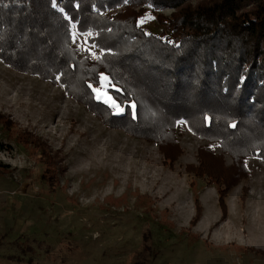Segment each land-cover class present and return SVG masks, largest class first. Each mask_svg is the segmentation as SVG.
<instances>
[{
    "label": "rangeland",
    "instance_id": "374dc122",
    "mask_svg": "<svg viewBox=\"0 0 264 264\" xmlns=\"http://www.w3.org/2000/svg\"><path fill=\"white\" fill-rule=\"evenodd\" d=\"M172 12L157 11L150 22L156 13ZM72 45L79 58L101 55L74 26ZM108 81L100 77L92 89L96 99L94 89H100L98 100L117 114ZM0 115L11 122L9 130L0 127V264H130L141 250L137 221L155 227L159 254L153 264H264L258 253H264V161L244 160L249 175L226 194L221 219L223 183L187 171L199 165L198 148L209 145L181 122V154L169 163L156 144L106 126L61 85L1 61ZM36 144L45 148L49 165L38 161ZM210 147L220 153L218 144ZM223 158L230 166L231 159ZM45 165L59 181L53 193L40 179ZM196 198L202 216L191 227Z\"/></svg>",
    "mask_w": 264,
    "mask_h": 264
},
{
    "label": "trees",
    "instance_id": "16d2710c",
    "mask_svg": "<svg viewBox=\"0 0 264 264\" xmlns=\"http://www.w3.org/2000/svg\"><path fill=\"white\" fill-rule=\"evenodd\" d=\"M119 7L125 11L110 13ZM166 9H173L170 16L156 13L150 22ZM72 26L101 51L98 58L78 57ZM0 61L61 85L106 126L156 144L169 163L181 154L176 128L183 123L209 145L198 148L199 165L187 171L223 183L221 219L226 194L249 175L244 160L264 161V0H200L195 6L189 0H57V7L54 0H0ZM102 75L121 114L95 98L92 88ZM9 125L0 115V127ZM42 148L35 145L38 161L49 165ZM224 155L232 161L228 167ZM48 165L40 179L53 193L60 185ZM194 203L191 227L202 216L197 198ZM136 223L141 250L130 264H153L155 227Z\"/></svg>",
    "mask_w": 264,
    "mask_h": 264
},
{
    "label": "snow or ice",
    "instance_id": "6c2138e0",
    "mask_svg": "<svg viewBox=\"0 0 264 264\" xmlns=\"http://www.w3.org/2000/svg\"><path fill=\"white\" fill-rule=\"evenodd\" d=\"M88 35H91V33H89ZM85 51H88V49H85ZM93 58H97V57L94 56ZM101 81H107V77H104V76L102 75V76H101ZM90 87H91V85H90ZM103 87H104V84L102 83V84H101V89H102ZM94 91L97 93V99H99V98H100V94H101L100 89H94ZM110 106L117 108V114H119L120 112L123 111L121 108H119L118 105H115L114 103L111 104Z\"/></svg>",
    "mask_w": 264,
    "mask_h": 264
}]
</instances>
